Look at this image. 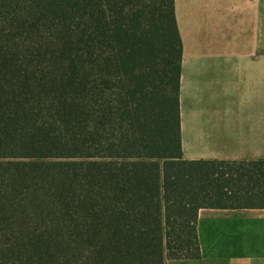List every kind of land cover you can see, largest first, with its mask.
<instances>
[{
	"label": "trees",
	"instance_id": "trees-1",
	"mask_svg": "<svg viewBox=\"0 0 264 264\" xmlns=\"http://www.w3.org/2000/svg\"><path fill=\"white\" fill-rule=\"evenodd\" d=\"M174 0H0V264L197 259L202 208H263L264 160L182 158Z\"/></svg>",
	"mask_w": 264,
	"mask_h": 264
},
{
	"label": "crops",
	"instance_id": "crops-1",
	"mask_svg": "<svg viewBox=\"0 0 264 264\" xmlns=\"http://www.w3.org/2000/svg\"><path fill=\"white\" fill-rule=\"evenodd\" d=\"M174 10L182 158L264 160V0H174ZM196 232L200 257L166 264H264L263 208H202Z\"/></svg>",
	"mask_w": 264,
	"mask_h": 264
}]
</instances>
